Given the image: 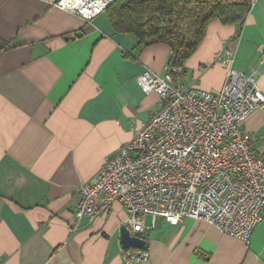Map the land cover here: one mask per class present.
Masks as SVG:
<instances>
[{"label": "crops", "instance_id": "obj_1", "mask_svg": "<svg viewBox=\"0 0 264 264\" xmlns=\"http://www.w3.org/2000/svg\"><path fill=\"white\" fill-rule=\"evenodd\" d=\"M57 1L0 0V35L19 45L0 53V264H124L126 210L114 203L93 223L77 222L79 189L161 110L137 79L163 75L171 49L138 46L105 13L85 21ZM237 32L213 21L178 81L221 91L226 69L216 57L231 48L233 68L264 94V0ZM244 129L264 155V109ZM144 236L149 259L137 264H264V220L249 244L193 218L147 216Z\"/></svg>", "mask_w": 264, "mask_h": 264}, {"label": "built area", "instance_id": "obj_2", "mask_svg": "<svg viewBox=\"0 0 264 264\" xmlns=\"http://www.w3.org/2000/svg\"><path fill=\"white\" fill-rule=\"evenodd\" d=\"M109 5L103 0L54 4L85 21L100 16ZM234 60L231 48L216 57L226 69L219 92L184 86L174 78L182 69L168 66L163 75L145 71L138 77L145 94L158 95L161 110L81 186L77 222L93 223L120 203L132 237L146 240L147 216L170 225L193 218L250 243L264 220V155L255 150L256 139L244 125L264 109V94L254 76L233 68ZM148 259V251H123L124 264Z\"/></svg>", "mask_w": 264, "mask_h": 264}, {"label": "trees", "instance_id": "obj_3", "mask_svg": "<svg viewBox=\"0 0 264 264\" xmlns=\"http://www.w3.org/2000/svg\"><path fill=\"white\" fill-rule=\"evenodd\" d=\"M251 0H115L104 12L115 34L134 36L138 46L167 45L170 70L182 69L204 41L209 25L238 26L240 35ZM19 47L0 35V53Z\"/></svg>", "mask_w": 264, "mask_h": 264}, {"label": "water", "instance_id": "obj_4", "mask_svg": "<svg viewBox=\"0 0 264 264\" xmlns=\"http://www.w3.org/2000/svg\"><path fill=\"white\" fill-rule=\"evenodd\" d=\"M108 1L112 4L115 0H103ZM128 222H125L120 229V244L125 250L138 249L148 251L149 246L146 240L138 237H132L128 230Z\"/></svg>", "mask_w": 264, "mask_h": 264}, {"label": "rangeland", "instance_id": "obj_5", "mask_svg": "<svg viewBox=\"0 0 264 264\" xmlns=\"http://www.w3.org/2000/svg\"><path fill=\"white\" fill-rule=\"evenodd\" d=\"M140 87V86H139ZM163 219V218H162ZM244 243V242H243Z\"/></svg>", "mask_w": 264, "mask_h": 264}]
</instances>
